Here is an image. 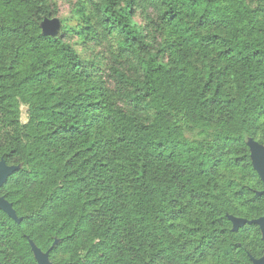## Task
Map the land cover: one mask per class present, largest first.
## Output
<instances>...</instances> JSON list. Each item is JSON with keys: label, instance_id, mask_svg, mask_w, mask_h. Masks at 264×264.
<instances>
[{"label": "trees", "instance_id": "trees-1", "mask_svg": "<svg viewBox=\"0 0 264 264\" xmlns=\"http://www.w3.org/2000/svg\"><path fill=\"white\" fill-rule=\"evenodd\" d=\"M58 11L0 0V264L262 259L264 0H78L53 37Z\"/></svg>", "mask_w": 264, "mask_h": 264}, {"label": "rangeland", "instance_id": "rangeland-1", "mask_svg": "<svg viewBox=\"0 0 264 264\" xmlns=\"http://www.w3.org/2000/svg\"><path fill=\"white\" fill-rule=\"evenodd\" d=\"M59 11L57 16L54 18L47 20L44 23L43 31L45 34L52 35L53 37H57L61 34L62 28L67 27L71 30H78V22L75 18V14L78 9V0H58ZM136 21L140 23V19L137 18ZM69 42L74 47V49L78 52L80 57L86 61H97L102 51L104 50V46H100L95 42L85 43L80 39L79 36L74 33H70ZM255 147L260 149L259 158L254 154L253 163L257 162L259 159L264 160V145L259 142H252V152H254ZM0 200H2L0 198ZM264 236V233H263ZM261 264H264V259L261 260Z\"/></svg>", "mask_w": 264, "mask_h": 264}, {"label": "water", "instance_id": "water-1", "mask_svg": "<svg viewBox=\"0 0 264 264\" xmlns=\"http://www.w3.org/2000/svg\"><path fill=\"white\" fill-rule=\"evenodd\" d=\"M259 155H260V153H259ZM259 155L258 156L256 155V156L259 158ZM255 169L257 170L258 174L260 175L261 179L264 182V160L263 159H259L257 162H255ZM14 170H15V168L7 167L5 163L0 164V187L3 185L4 181L14 172ZM0 211L7 213L13 219H15L16 221H19L16 218V215H15L12 207L10 205H8L6 202L4 203L2 200H0ZM252 223H255L258 226H260L263 233H264V218L257 220V221H254ZM35 253H36L39 264H51L49 262L48 255L42 254L39 250H35ZM254 264H261V261H254Z\"/></svg>", "mask_w": 264, "mask_h": 264}, {"label": "flooded vegetation", "instance_id": "flooded-vegetation-1", "mask_svg": "<svg viewBox=\"0 0 264 264\" xmlns=\"http://www.w3.org/2000/svg\"><path fill=\"white\" fill-rule=\"evenodd\" d=\"M4 203H5V201L4 200H2ZM7 203V202H6ZM8 204V203H7ZM9 205V204H8ZM262 259H264V256L262 257ZM262 259H260V260H255V259H253V264H254V261H261Z\"/></svg>", "mask_w": 264, "mask_h": 264}]
</instances>
